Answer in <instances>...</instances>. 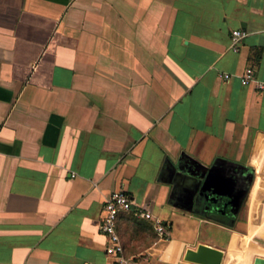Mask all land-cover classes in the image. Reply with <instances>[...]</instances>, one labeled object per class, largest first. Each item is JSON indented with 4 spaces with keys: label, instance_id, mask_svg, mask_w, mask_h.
<instances>
[{
    "label": "crops",
    "instance_id": "1",
    "mask_svg": "<svg viewBox=\"0 0 264 264\" xmlns=\"http://www.w3.org/2000/svg\"><path fill=\"white\" fill-rule=\"evenodd\" d=\"M248 69L264 81V0H0V264H118L101 231L116 191L171 231L120 214L126 264H205L201 245L264 264Z\"/></svg>",
    "mask_w": 264,
    "mask_h": 264
},
{
    "label": "built area",
    "instance_id": "2",
    "mask_svg": "<svg viewBox=\"0 0 264 264\" xmlns=\"http://www.w3.org/2000/svg\"><path fill=\"white\" fill-rule=\"evenodd\" d=\"M246 37L247 32L235 30L232 33L233 50L237 51L241 42ZM224 78L230 79L231 75H225ZM241 83L244 86L253 84L259 92H264V81L257 80L252 69H248L241 77ZM122 213H133L140 218L152 221L159 240L169 241L171 239L170 228L164 221L156 218L151 211L136 204L127 193L123 191L113 192L103 209L101 231L108 238V255L118 257V264L127 263L126 260L121 257L124 253V248L117 230L118 218Z\"/></svg>",
    "mask_w": 264,
    "mask_h": 264
},
{
    "label": "water",
    "instance_id": "3",
    "mask_svg": "<svg viewBox=\"0 0 264 264\" xmlns=\"http://www.w3.org/2000/svg\"><path fill=\"white\" fill-rule=\"evenodd\" d=\"M206 255H210L211 258H213L211 260H207V256ZM221 256V252H219L218 250L212 249V248H207L205 246H199V250L198 252L195 251H190L189 252V258L191 260H195L197 262H201V263H205V264H219V259ZM214 259H217L214 261Z\"/></svg>",
    "mask_w": 264,
    "mask_h": 264
}]
</instances>
